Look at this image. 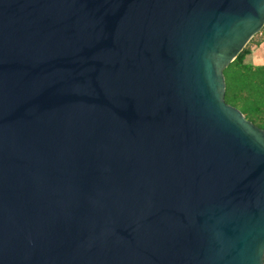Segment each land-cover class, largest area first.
<instances>
[{
  "label": "water",
  "instance_id": "obj_1",
  "mask_svg": "<svg viewBox=\"0 0 264 264\" xmlns=\"http://www.w3.org/2000/svg\"><path fill=\"white\" fill-rule=\"evenodd\" d=\"M264 0H0V264H264V130L223 71Z\"/></svg>",
  "mask_w": 264,
  "mask_h": 264
},
{
  "label": "trees",
  "instance_id": "obj_2",
  "mask_svg": "<svg viewBox=\"0 0 264 264\" xmlns=\"http://www.w3.org/2000/svg\"><path fill=\"white\" fill-rule=\"evenodd\" d=\"M247 46L223 71L225 81L224 102L239 110L246 120L264 130V65H253L246 62L252 44Z\"/></svg>",
  "mask_w": 264,
  "mask_h": 264
},
{
  "label": "crops",
  "instance_id": "obj_3",
  "mask_svg": "<svg viewBox=\"0 0 264 264\" xmlns=\"http://www.w3.org/2000/svg\"><path fill=\"white\" fill-rule=\"evenodd\" d=\"M258 38L259 43L252 44L250 54L246 58V62L253 65H264V32Z\"/></svg>",
  "mask_w": 264,
  "mask_h": 264
},
{
  "label": "rangeland",
  "instance_id": "obj_4",
  "mask_svg": "<svg viewBox=\"0 0 264 264\" xmlns=\"http://www.w3.org/2000/svg\"><path fill=\"white\" fill-rule=\"evenodd\" d=\"M258 38H260L259 36H257L255 39H253V40H256V39H258Z\"/></svg>",
  "mask_w": 264,
  "mask_h": 264
},
{
  "label": "built area",
  "instance_id": "obj_5",
  "mask_svg": "<svg viewBox=\"0 0 264 264\" xmlns=\"http://www.w3.org/2000/svg\"><path fill=\"white\" fill-rule=\"evenodd\" d=\"M262 31L264 32V25H263V29H262Z\"/></svg>",
  "mask_w": 264,
  "mask_h": 264
}]
</instances>
